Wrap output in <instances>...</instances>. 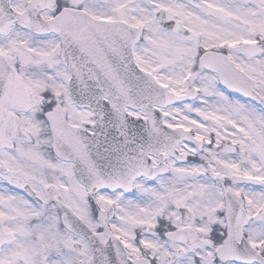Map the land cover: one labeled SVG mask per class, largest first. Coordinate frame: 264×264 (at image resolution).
<instances>
[{"label":"snow or ice","instance_id":"snow-or-ice-1","mask_svg":"<svg viewBox=\"0 0 264 264\" xmlns=\"http://www.w3.org/2000/svg\"><path fill=\"white\" fill-rule=\"evenodd\" d=\"M0 264H264V0H0Z\"/></svg>","mask_w":264,"mask_h":264}]
</instances>
